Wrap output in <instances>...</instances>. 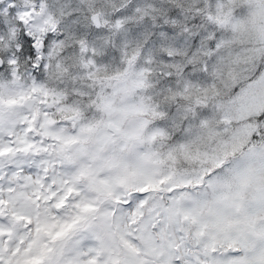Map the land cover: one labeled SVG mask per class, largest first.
Segmentation results:
<instances>
[{
    "label": "snow or ice",
    "instance_id": "snow-or-ice-1",
    "mask_svg": "<svg viewBox=\"0 0 264 264\" xmlns=\"http://www.w3.org/2000/svg\"><path fill=\"white\" fill-rule=\"evenodd\" d=\"M0 264H264V0H0Z\"/></svg>",
    "mask_w": 264,
    "mask_h": 264
}]
</instances>
